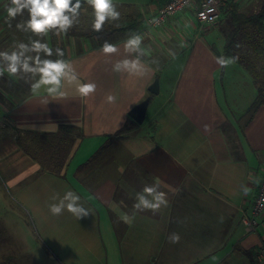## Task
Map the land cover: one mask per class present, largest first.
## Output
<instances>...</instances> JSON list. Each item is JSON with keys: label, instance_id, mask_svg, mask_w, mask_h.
I'll use <instances>...</instances> for the list:
<instances>
[{"label": "crops", "instance_id": "1", "mask_svg": "<svg viewBox=\"0 0 264 264\" xmlns=\"http://www.w3.org/2000/svg\"><path fill=\"white\" fill-rule=\"evenodd\" d=\"M7 2L0 0V51L29 42L15 27L26 14L9 27ZM196 3L159 28L134 33L144 50L138 75L112 70L127 57L130 35L43 37L63 49L82 82L96 83L90 98L66 84L65 96L53 99L24 80L0 77V264H250V257L264 264V211L255 230L241 224L264 179V102L250 112L260 100L250 75L236 62H215L225 57L220 17L201 25ZM160 6L150 0L137 12L154 15ZM105 41L119 51L102 54ZM155 80L158 94H151ZM149 97L136 123L130 112ZM58 131L74 139L59 175L43 171L17 142L29 132ZM156 181L167 207L136 212L131 226L121 222L119 212L132 215L136 194ZM68 190L92 214L52 216L48 205ZM173 233L178 243L170 242Z\"/></svg>", "mask_w": 264, "mask_h": 264}, {"label": "clouds", "instance_id": "2", "mask_svg": "<svg viewBox=\"0 0 264 264\" xmlns=\"http://www.w3.org/2000/svg\"><path fill=\"white\" fill-rule=\"evenodd\" d=\"M87 6L90 9L91 28L94 32H101L106 23L120 19V12L114 0H8L4 5L6 11V22L11 27V21L18 16L26 18L18 22L15 27L18 31L30 34L29 42H14L11 51H0V77L17 78L29 84L33 93L41 88L53 99L65 96V85H72L76 94L81 98H90L97 89L95 82H82L76 72L73 62L64 59L63 49H53L42 38L50 33L57 37L67 35L68 31L79 23L81 10ZM32 37H36L33 39ZM142 36L139 34L130 35L124 42L123 48L127 57L118 60L112 66L114 72L127 73L132 75L142 74L145 71L141 63V56L144 50L141 47ZM104 55L115 54L119 51L115 44L105 41L100 48ZM57 57L52 59L51 57ZM235 58L223 56L215 57V62L226 68L233 63ZM107 102L115 101L114 96H107ZM124 167L120 166L118 171L122 174ZM259 183V181H257ZM245 195L248 188L242 186ZM55 203L48 205L52 216H61L65 211L74 216L77 220L88 217L91 210L81 203V197L72 190L66 191L62 197H53ZM133 208L136 210L132 215L119 212V220L129 226L134 223L136 212L150 210L154 214L162 207H167V194L160 189V182L156 181L151 185H145L136 194ZM264 206V203H262ZM113 211H119L113 206ZM169 240L171 243H178L180 236L173 233Z\"/></svg>", "mask_w": 264, "mask_h": 264}, {"label": "trees", "instance_id": "3", "mask_svg": "<svg viewBox=\"0 0 264 264\" xmlns=\"http://www.w3.org/2000/svg\"><path fill=\"white\" fill-rule=\"evenodd\" d=\"M164 4L168 0H156ZM120 19L106 23L101 32L91 28L90 9L81 10L79 23L71 28L67 35L75 37L132 35L139 30L143 17L131 5H116ZM221 32L224 37L223 54L226 58H235L251 77L258 88L260 100L251 106L250 112L261 105L264 93V5L255 12H244L240 0H220L218 8ZM220 28V27H219ZM120 130L119 133L125 131ZM22 150L32 157L43 171L59 175L71 154L74 143L68 132L56 133L29 132L18 139ZM250 264L254 260L250 257Z\"/></svg>", "mask_w": 264, "mask_h": 264}, {"label": "built area", "instance_id": "4", "mask_svg": "<svg viewBox=\"0 0 264 264\" xmlns=\"http://www.w3.org/2000/svg\"><path fill=\"white\" fill-rule=\"evenodd\" d=\"M195 3V16L201 25L211 26L217 23L220 0H168L157 9L154 15H143L144 27L147 29L159 28L165 24L169 17L185 11ZM262 203H264V179L258 188L250 212L241 218V224L251 231L258 226V217L264 211ZM259 259H264V246L259 249Z\"/></svg>", "mask_w": 264, "mask_h": 264}, {"label": "rangeland", "instance_id": "5", "mask_svg": "<svg viewBox=\"0 0 264 264\" xmlns=\"http://www.w3.org/2000/svg\"><path fill=\"white\" fill-rule=\"evenodd\" d=\"M114 2L121 3L122 5L130 4L134 9L138 10V7H145V5L149 4L150 0H114ZM263 5H264V0H240L241 10L247 13L255 12ZM244 74L248 76L246 73ZM247 78H249V76ZM47 251L50 252L52 256L54 255L53 252L48 248ZM254 253L255 250H253V254ZM36 254H39L38 250H36Z\"/></svg>", "mask_w": 264, "mask_h": 264}, {"label": "water", "instance_id": "6", "mask_svg": "<svg viewBox=\"0 0 264 264\" xmlns=\"http://www.w3.org/2000/svg\"><path fill=\"white\" fill-rule=\"evenodd\" d=\"M149 92L151 94H158V81L155 80L154 83L150 86ZM264 96V93H263ZM150 102V97L145 99L143 102L135 106L131 112L130 117L136 122L141 124L145 118L147 106Z\"/></svg>", "mask_w": 264, "mask_h": 264}, {"label": "bare ground", "instance_id": "7", "mask_svg": "<svg viewBox=\"0 0 264 264\" xmlns=\"http://www.w3.org/2000/svg\"><path fill=\"white\" fill-rule=\"evenodd\" d=\"M143 26H144V24H143Z\"/></svg>", "mask_w": 264, "mask_h": 264}]
</instances>
